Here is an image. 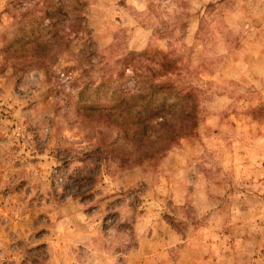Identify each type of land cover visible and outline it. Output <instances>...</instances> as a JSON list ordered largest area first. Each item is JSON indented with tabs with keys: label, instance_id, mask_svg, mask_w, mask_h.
<instances>
[{
	"label": "rangeland",
	"instance_id": "rangeland-1",
	"mask_svg": "<svg viewBox=\"0 0 264 264\" xmlns=\"http://www.w3.org/2000/svg\"><path fill=\"white\" fill-rule=\"evenodd\" d=\"M156 54L198 125L123 166L88 109ZM40 245L44 264H264V0H0V264Z\"/></svg>",
	"mask_w": 264,
	"mask_h": 264
},
{
	"label": "trees",
	"instance_id": "trees-1",
	"mask_svg": "<svg viewBox=\"0 0 264 264\" xmlns=\"http://www.w3.org/2000/svg\"><path fill=\"white\" fill-rule=\"evenodd\" d=\"M73 2L76 4L79 0ZM146 62L153 67L143 66ZM118 65L122 66L118 77L129 68L133 73L143 70L137 85L125 93L114 87L109 104L88 110L108 112L112 117L111 126L116 134L110 145L113 158L120 165L135 166L162 156L180 139L195 134L198 125L197 98L193 93L177 98L173 88L159 80L172 74L175 67L158 54L139 59L125 58ZM127 144L129 149H125ZM39 252L44 254L42 261L29 262L26 257L21 264H44L46 253L43 245L29 250V254L34 253L35 259L39 258L36 254Z\"/></svg>",
	"mask_w": 264,
	"mask_h": 264
}]
</instances>
